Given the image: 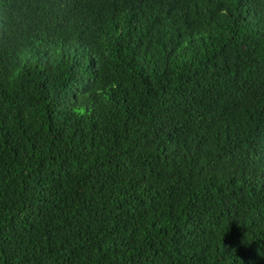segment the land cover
Masks as SVG:
<instances>
[{"label": "trees", "instance_id": "16d2710c", "mask_svg": "<svg viewBox=\"0 0 264 264\" xmlns=\"http://www.w3.org/2000/svg\"><path fill=\"white\" fill-rule=\"evenodd\" d=\"M0 264H264V0H0Z\"/></svg>", "mask_w": 264, "mask_h": 264}]
</instances>
